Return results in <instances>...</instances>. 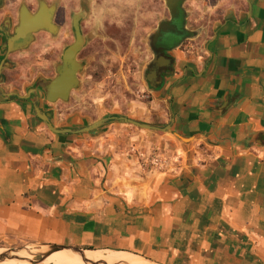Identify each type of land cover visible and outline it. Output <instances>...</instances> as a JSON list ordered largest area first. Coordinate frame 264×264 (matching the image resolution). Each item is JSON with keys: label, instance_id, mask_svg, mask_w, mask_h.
<instances>
[{"label": "crops", "instance_id": "0c3cea01", "mask_svg": "<svg viewBox=\"0 0 264 264\" xmlns=\"http://www.w3.org/2000/svg\"><path fill=\"white\" fill-rule=\"evenodd\" d=\"M244 3L199 30L211 32L207 40L178 48L172 74L151 93L153 124L172 119L192 138L177 169L137 164L118 124L50 133L0 78V243L129 253L151 264H264V0ZM56 113L52 124L67 125ZM140 136L148 146L151 136Z\"/></svg>", "mask_w": 264, "mask_h": 264}, {"label": "rangeland", "instance_id": "374dc122", "mask_svg": "<svg viewBox=\"0 0 264 264\" xmlns=\"http://www.w3.org/2000/svg\"><path fill=\"white\" fill-rule=\"evenodd\" d=\"M47 1L59 5L64 19L62 27L66 34L72 33L71 14L79 11L82 6L87 12L80 22L85 44L79 57V62L84 63L83 70L78 74L79 87L73 90L66 103L57 104L58 112L64 116L62 125L72 115L83 124L108 115L126 116L143 122L138 117H145L146 111H151V123L147 124L152 125L155 115L150 110V103L154 97L145 85L144 71L151 58L148 51L149 37L155 32L157 24L168 17L163 0ZM182 6L186 13V28L205 31L220 22L228 11L244 9L245 3L244 0H187ZM210 33L196 41L201 44V41L210 37ZM189 43L192 41L187 40L180 48L186 52L188 49L185 47ZM32 83L30 80L29 84ZM116 127L128 129L123 135L121 146L126 139L131 138L133 150L130 154L137 164L147 170L170 171L188 161L190 148L185 149L169 134L149 132L124 124ZM140 135L151 136L147 137L148 146H144L145 138ZM19 243L9 247L39 248L38 245L44 244L34 241ZM1 246L7 245L0 243ZM37 259L38 257H33V261Z\"/></svg>", "mask_w": 264, "mask_h": 264}, {"label": "flooded vegetation", "instance_id": "af4514ba", "mask_svg": "<svg viewBox=\"0 0 264 264\" xmlns=\"http://www.w3.org/2000/svg\"><path fill=\"white\" fill-rule=\"evenodd\" d=\"M40 1L44 3L46 9H49L52 5L54 6L50 18V27L52 28V31L40 30L31 33L26 42L13 40L8 44V40L15 35L14 29L18 23L20 9L34 14ZM32 6H34V8H32ZM179 9L180 14L178 18L170 21V24L174 25L177 29H180L181 26L186 27V13L183 6ZM63 20L59 5L51 1L0 0V54L4 59H2L3 63L0 69V78H3V81H9L10 84H13V89L19 90L21 95H23L25 90L29 87L30 80L31 82L33 81L30 87L36 88L43 84L41 81L42 79L49 80L55 76V66L61 63L60 58L63 50L73 41L72 33L68 32L66 34L63 30ZM168 20L169 15L163 21L165 22ZM176 31V33L168 35L170 39L168 44L163 42V38H157L154 40V33L149 37L148 51L151 58L145 67L144 80L147 89L154 95L163 87L165 80L173 72L175 51L187 40L193 41L195 38L199 39L200 37H203L199 35L200 33L198 29L189 30L191 33H180V31ZM81 52L82 49L76 55L77 61L80 60L79 57ZM162 57L170 60L168 65H166L164 60L161 61L160 58ZM6 64H8L9 67H5ZM77 79L79 81L78 74ZM72 92L73 91L70 92V95ZM38 97L37 105L43 111H46L52 106L41 101L40 93H38ZM33 99V96H31L28 100H25L29 103L31 108V101H33ZM57 104L63 105V103L60 102ZM56 112H58L57 108L54 110L51 123L54 122V119L58 114ZM72 118H75L74 115L67 117L65 123H68V120ZM72 126L80 128L83 127L84 124Z\"/></svg>", "mask_w": 264, "mask_h": 264}, {"label": "water", "instance_id": "95a60500", "mask_svg": "<svg viewBox=\"0 0 264 264\" xmlns=\"http://www.w3.org/2000/svg\"><path fill=\"white\" fill-rule=\"evenodd\" d=\"M187 0H163L164 6L168 12L169 20L159 22L156 26L154 32V40L157 38H163V42L168 44L170 39L168 35H172L180 31L191 33V31L187 30L186 27L181 26L180 29H177L174 25L170 24V21L173 19H177L180 14V7ZM247 1V0H246ZM248 9L250 10V5L248 3ZM54 6H50L49 9L44 7L43 2L38 3V8L34 14L29 12H25L20 9L18 15V23L14 29L15 35L8 40V44L13 40L24 41L26 42L29 38V35L34 32H38L40 30H46L51 32L52 28L50 27V18L53 13ZM85 7H80L79 11L71 14L70 16V27L72 31L73 41L70 45H68L62 52L61 55V63L55 66V76L49 80H41L43 84L38 87H28L23 95H19L17 93H12V96L16 97L21 101L28 100L31 96H33V101H31L33 115L37 120H39L46 129L58 136H66V135H83V134H95L99 131L100 128L107 124H124L130 125L140 130L145 131H153V132H161L165 134H169L174 137L185 149H187L189 143L192 138H186L179 134H177L173 129L171 123L172 119L169 120V123L163 126L151 125L147 123H143L134 119H131L126 116H103L91 123L84 124L83 127L76 128L72 125H82L83 122L79 120L76 122L77 118H72L68 120V124L62 127L54 126L51 123V119L53 117V110L47 109L43 111L38 105V93L41 94V101L54 105L58 102L66 103L69 100L70 92L77 89L79 87V81L77 79V74H79L83 68L84 63L76 60L77 53L83 48L85 44V38L82 35L80 22L86 16ZM161 61H165L166 65L169 64L170 60L160 58ZM76 122V123H75ZM37 247V246H34ZM38 247H46L47 250L43 253H35L33 257H38L35 261H30L31 264L40 263L44 259H46L49 255L58 251H71L79 255L83 264H106L105 262H94L88 260L85 255L83 249L72 247V246H64V245H56V244H40ZM24 247L13 250H23ZM92 251V250H90ZM2 258H6V255H3Z\"/></svg>", "mask_w": 264, "mask_h": 264}, {"label": "bare ground", "instance_id": "6f19581e", "mask_svg": "<svg viewBox=\"0 0 264 264\" xmlns=\"http://www.w3.org/2000/svg\"><path fill=\"white\" fill-rule=\"evenodd\" d=\"M46 247L36 248L25 246L23 250H13L9 246L0 247V264H31L33 254L43 253ZM6 255V258H2ZM85 257L94 262H105L106 264H151L144 259L129 253H117L112 251H84ZM34 264H83L79 255L71 251H58L49 255L40 263Z\"/></svg>", "mask_w": 264, "mask_h": 264}]
</instances>
